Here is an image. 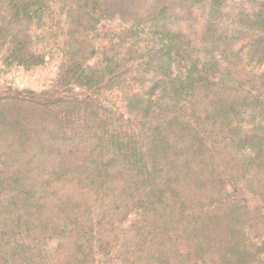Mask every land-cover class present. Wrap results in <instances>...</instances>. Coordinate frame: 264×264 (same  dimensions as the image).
Returning <instances> with one entry per match:
<instances>
[{
    "label": "trees",
    "instance_id": "trees-1",
    "mask_svg": "<svg viewBox=\"0 0 264 264\" xmlns=\"http://www.w3.org/2000/svg\"><path fill=\"white\" fill-rule=\"evenodd\" d=\"M0 264H264V0H0Z\"/></svg>",
    "mask_w": 264,
    "mask_h": 264
},
{
    "label": "rangeland",
    "instance_id": "rangeland-1",
    "mask_svg": "<svg viewBox=\"0 0 264 264\" xmlns=\"http://www.w3.org/2000/svg\"><path fill=\"white\" fill-rule=\"evenodd\" d=\"M45 77L49 76L43 72L26 73L15 70L8 75L0 73V85L10 83L19 88L43 89Z\"/></svg>",
    "mask_w": 264,
    "mask_h": 264
}]
</instances>
